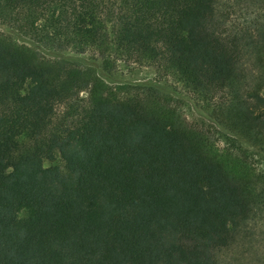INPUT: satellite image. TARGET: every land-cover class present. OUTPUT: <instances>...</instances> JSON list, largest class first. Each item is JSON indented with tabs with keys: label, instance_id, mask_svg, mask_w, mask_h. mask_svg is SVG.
<instances>
[{
	"label": "trees",
	"instance_id": "1",
	"mask_svg": "<svg viewBox=\"0 0 264 264\" xmlns=\"http://www.w3.org/2000/svg\"><path fill=\"white\" fill-rule=\"evenodd\" d=\"M0 24L34 45L0 31V264H227L264 219V0H0Z\"/></svg>",
	"mask_w": 264,
	"mask_h": 264
},
{
	"label": "rangeland",
	"instance_id": "2",
	"mask_svg": "<svg viewBox=\"0 0 264 264\" xmlns=\"http://www.w3.org/2000/svg\"><path fill=\"white\" fill-rule=\"evenodd\" d=\"M242 12L244 13V11ZM242 12L240 11V13ZM243 13L242 15L244 16L245 14ZM236 15H234L235 18L238 17ZM242 18L244 19V17H241V20H243ZM0 31L7 35L14 36L22 44L34 47L29 39L17 36L5 25L0 24ZM39 53L44 57H52L50 52L44 50H40ZM67 53L73 56L77 54L71 50L67 51ZM80 56L84 58L86 62H94L93 58H96V55L92 52L82 54ZM255 71L258 74V70ZM114 77L118 82L157 80L160 82H165L173 88H177L178 92H181V95H188V92L183 87V85L178 83L174 77H162V72H160L156 66L147 65L140 62L128 60L119 61L118 67H116L114 70ZM86 95V92H82V96ZM183 108L190 121H194L198 118V114L195 113L189 98L185 99ZM57 162H61V159L58 158L56 162L47 160L45 164L46 166H49ZM224 260H226L227 264H264V219L252 221L243 226V230L237 243L228 250L224 251Z\"/></svg>",
	"mask_w": 264,
	"mask_h": 264
}]
</instances>
